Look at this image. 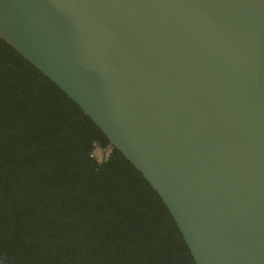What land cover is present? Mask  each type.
I'll return each instance as SVG.
<instances>
[{
  "label": "water",
  "instance_id": "95a60500",
  "mask_svg": "<svg viewBox=\"0 0 264 264\" xmlns=\"http://www.w3.org/2000/svg\"><path fill=\"white\" fill-rule=\"evenodd\" d=\"M0 38L141 172L195 264H264V0H0Z\"/></svg>",
  "mask_w": 264,
  "mask_h": 264
},
{
  "label": "trees",
  "instance_id": "16d2710c",
  "mask_svg": "<svg viewBox=\"0 0 264 264\" xmlns=\"http://www.w3.org/2000/svg\"><path fill=\"white\" fill-rule=\"evenodd\" d=\"M0 38V264H195L158 193Z\"/></svg>",
  "mask_w": 264,
  "mask_h": 264
},
{
  "label": "rangeland",
  "instance_id": "374dc122",
  "mask_svg": "<svg viewBox=\"0 0 264 264\" xmlns=\"http://www.w3.org/2000/svg\"><path fill=\"white\" fill-rule=\"evenodd\" d=\"M95 154L96 156L100 159L101 158V150L100 149H96L95 150Z\"/></svg>",
  "mask_w": 264,
  "mask_h": 264
},
{
  "label": "flooded vegetation",
  "instance_id": "af4514ba",
  "mask_svg": "<svg viewBox=\"0 0 264 264\" xmlns=\"http://www.w3.org/2000/svg\"><path fill=\"white\" fill-rule=\"evenodd\" d=\"M107 144H108V143H107ZM107 144H106L104 147H106V146H107ZM97 145H98L99 147H102V146H101V145H99V144H97ZM99 147H98V148H99ZM101 152H102V151H101Z\"/></svg>",
  "mask_w": 264,
  "mask_h": 264
}]
</instances>
